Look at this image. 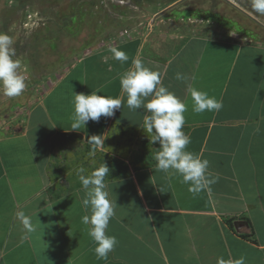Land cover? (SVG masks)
Returning a JSON list of instances; mask_svg holds the SVG:
<instances>
[{
	"label": "crops",
	"instance_id": "0c3cea01",
	"mask_svg": "<svg viewBox=\"0 0 264 264\" xmlns=\"http://www.w3.org/2000/svg\"><path fill=\"white\" fill-rule=\"evenodd\" d=\"M10 2L0 0L5 6ZM125 30L128 35L88 50L63 68L23 121L0 132V264H216L219 256L241 255L246 264H264V40L197 23L167 25L157 17L145 27ZM111 46L125 51L128 62L114 60ZM133 59L158 70L162 84L188 105L183 128L191 137L188 150L209 160V171L219 180L195 198L180 177L169 178L156 164L105 180L110 199L117 202L107 234L116 236L118 245L107 260H98L89 226L81 222L90 211L82 204L85 190L77 170L82 167L87 175L99 157L129 162L144 152L143 146L133 154L116 132H144L148 113L130 110L120 87V74ZM177 72L189 77L187 82L176 80ZM189 86L222 101V109L193 113ZM97 90L120 97L121 108L72 130L74 93ZM63 135H76L81 150L76 158L62 159L54 173ZM93 135L104 140L94 154L87 142ZM64 177L70 188L55 196ZM19 210L39 222L27 239L15 217ZM236 219L246 220L249 230L238 232Z\"/></svg>",
	"mask_w": 264,
	"mask_h": 264
},
{
	"label": "clouds",
	"instance_id": "9594fccd",
	"mask_svg": "<svg viewBox=\"0 0 264 264\" xmlns=\"http://www.w3.org/2000/svg\"><path fill=\"white\" fill-rule=\"evenodd\" d=\"M250 6L254 13L264 16V0H250ZM13 45V38L6 32H0V94L8 98L21 96L27 87L23 74L27 69L26 66L22 68V62L16 58ZM108 51L121 64L129 60L127 53L115 46L109 47ZM175 79L187 82L189 77L177 72ZM119 80L121 91L127 96L128 108L133 111L144 109L148 113L144 116L142 129L149 134L147 136L152 144L159 143V151L154 154L156 170L168 174L169 178L180 177V182L188 186L194 198L202 192L211 191V186L218 182L219 177L209 171V160L188 150L191 137L183 131L188 105L162 84L158 70L147 67L141 59H133L132 66L120 74ZM188 91L193 113L219 112L223 107L222 101L206 91L195 86H189ZM99 92L74 93L72 130L86 126L90 120L98 122L102 116L112 117L121 108L120 97L98 95ZM87 142L93 154L104 145L103 136L99 135L90 136ZM109 172L106 163L87 175L84 168L77 170L85 190L82 204L85 210L90 211V214L81 217V222L89 226L88 235L96 243L94 252L98 260H107L109 253L118 245L117 237L107 234L117 205L106 190L105 177ZM15 217L22 225L24 239L37 231L39 222L34 223L32 216L23 210L15 212ZM216 264H246V257L241 255L238 259H225L219 256Z\"/></svg>",
	"mask_w": 264,
	"mask_h": 264
},
{
	"label": "rangeland",
	"instance_id": "374dc122",
	"mask_svg": "<svg viewBox=\"0 0 264 264\" xmlns=\"http://www.w3.org/2000/svg\"><path fill=\"white\" fill-rule=\"evenodd\" d=\"M173 0H11L8 6L0 4V32H6L14 40L16 58L26 66L27 87L19 97L8 98L0 94V132L14 130L25 116L26 110L34 104L63 68L71 64L88 50L126 36L132 26L145 27L155 17L163 18L167 25L182 22L174 17L176 12L184 16L192 1L185 0L173 11L160 10ZM230 7L229 15L222 10L217 12L210 7L194 9L199 17L209 22L197 23L213 27L221 33H236L239 36L259 40L264 39V31L256 35L243 29L238 22L243 13L237 6L224 0ZM264 27V16L253 12L250 0H231ZM38 10L39 23L24 27L25 7ZM247 15V14H245ZM198 16V15H197ZM236 18V19H235ZM252 18V17H251ZM254 19V18H253ZM186 24V23H185ZM262 29V28H261ZM56 35V37L54 36ZM126 145L134 154L140 152L147 141V133L130 129H118ZM110 141V140H109ZM54 155V173L60 171L62 159L78 155L80 139L76 135L58 137Z\"/></svg>",
	"mask_w": 264,
	"mask_h": 264
},
{
	"label": "trees",
	"instance_id": "16d2710c",
	"mask_svg": "<svg viewBox=\"0 0 264 264\" xmlns=\"http://www.w3.org/2000/svg\"><path fill=\"white\" fill-rule=\"evenodd\" d=\"M187 1V0H186ZM190 1V0H189ZM193 5L189 7L193 11H189V13H194V9H198L201 7H210L212 10L221 12L224 10L225 13L229 15L231 12L229 5L224 0H191ZM181 4V3H180ZM179 4V5H180ZM233 12H236L237 14H241L242 19L238 22L239 25L243 27V29L248 30L252 33H255L256 35H259L260 33L258 30H263L264 27L257 22L255 19L251 18L248 15H245L243 13H239L238 11L234 10ZM236 19V18H235ZM262 28V29H261ZM261 35V34H260ZM56 37V35H54ZM264 37V36H263ZM264 40V39H263ZM183 131L186 133V131L183 129ZM159 151V143L152 144H145L144 145V152L140 155L138 159L131 160L129 162H125L124 160L117 158V157H110L106 155V157H99V162L94 164L91 168V171L98 168L103 163H106L107 166L110 169L109 174L105 177V180L109 179H115L124 177L129 174L131 168L136 169L144 166H149L156 164L157 162L154 159V154ZM103 155V153H102ZM86 175V174H85ZM58 178V177H57ZM69 181L67 178H61L60 181H58L59 187L55 190L54 195L59 196L64 191L68 190L70 188Z\"/></svg>",
	"mask_w": 264,
	"mask_h": 264
},
{
	"label": "built area",
	"instance_id": "2783aa9c",
	"mask_svg": "<svg viewBox=\"0 0 264 264\" xmlns=\"http://www.w3.org/2000/svg\"><path fill=\"white\" fill-rule=\"evenodd\" d=\"M38 16V10L31 8L29 5H26L25 7V14H24V20H23V26L24 27H32L34 25H37L39 22ZM179 21L183 23H205L209 22V19H205L204 17H199L197 15H186V16H180Z\"/></svg>",
	"mask_w": 264,
	"mask_h": 264
},
{
	"label": "water",
	"instance_id": "95a60500",
	"mask_svg": "<svg viewBox=\"0 0 264 264\" xmlns=\"http://www.w3.org/2000/svg\"><path fill=\"white\" fill-rule=\"evenodd\" d=\"M185 0H178L176 2H174L173 4H171L168 9H171L175 6H177L178 4L184 2ZM229 2H231L232 4H234L235 6H237L242 12H244L245 14H247L248 16L254 18L255 20H257L255 17H253L251 14H249L247 11H245L243 8H241L240 6H238L237 4H235L234 2H232L231 0H228ZM161 13H158L155 18L160 15ZM234 226H235V229L240 232V233H243V232H247L249 230V225L247 223L246 220L244 219H236L234 220L233 222Z\"/></svg>",
	"mask_w": 264,
	"mask_h": 264
}]
</instances>
